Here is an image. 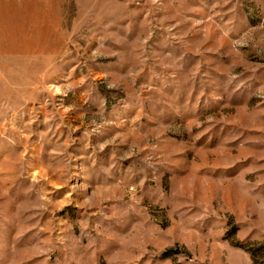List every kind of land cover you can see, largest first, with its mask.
<instances>
[{
  "label": "rangeland",
  "instance_id": "obj_1",
  "mask_svg": "<svg viewBox=\"0 0 264 264\" xmlns=\"http://www.w3.org/2000/svg\"><path fill=\"white\" fill-rule=\"evenodd\" d=\"M0 264H264V0H0Z\"/></svg>",
  "mask_w": 264,
  "mask_h": 264
}]
</instances>
